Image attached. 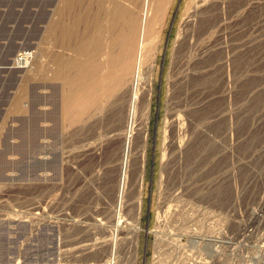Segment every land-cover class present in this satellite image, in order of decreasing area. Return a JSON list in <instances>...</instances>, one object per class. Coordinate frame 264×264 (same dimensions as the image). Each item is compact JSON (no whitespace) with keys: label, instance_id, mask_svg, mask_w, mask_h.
Returning a JSON list of instances; mask_svg holds the SVG:
<instances>
[{"label":"rangeland","instance_id":"obj_1","mask_svg":"<svg viewBox=\"0 0 264 264\" xmlns=\"http://www.w3.org/2000/svg\"><path fill=\"white\" fill-rule=\"evenodd\" d=\"M56 2L0 0V264H186L189 216L207 230L222 204L227 259L214 264H264V0H168L141 62L117 232L134 75L80 119L73 23L88 0L72 3L59 53L46 32ZM196 246L197 264L207 248L214 258Z\"/></svg>","mask_w":264,"mask_h":264},{"label":"bare ground","instance_id":"obj_2","mask_svg":"<svg viewBox=\"0 0 264 264\" xmlns=\"http://www.w3.org/2000/svg\"><path fill=\"white\" fill-rule=\"evenodd\" d=\"M83 1L84 0H57L54 5L52 4L53 9L50 11L48 17V31L46 32L49 44L53 49L55 47L56 52L58 51L57 49H62V47L65 48L66 46V36L69 35L68 19L73 15H70L72 3L74 2L75 5L77 4V6L74 5V7H77L76 10H78L79 7L80 10L82 6H79V3L82 5ZM125 1L128 3L130 2L132 5H124L122 0H88V3L86 2L87 10H84V12L86 11L85 14L80 16L81 14L79 12L80 15H77L78 18H76L78 19L77 22L73 23V29H75V31H78V28L82 27V30L78 33V54L81 57V63L77 67L78 76L76 80L77 88L74 94L75 97L71 100V103L75 100L78 102L79 112L77 116L80 117V119L84 118L83 121L85 122V116L93 106H101L104 101V96L107 93L115 94L117 89H122L125 85V81L128 82L126 76L129 72L130 74L133 72L132 75H134V77L131 76L129 80V110L127 112L126 121L127 135L122 157L120 159L121 175L119 178L118 192H120L121 195L119 194V202H123V191L128 181L127 173L129 171L128 166L131 158V138L136 105L141 101L143 102L146 95L141 92L142 97L139 98V82L141 79H139V76L142 69L141 64L143 63L144 65V62H142V60L144 61L143 55L147 50L148 38L152 33L153 26L158 20H161L166 6L168 5V0H143L142 4L140 3L142 7L139 6V8H141V10L139 9V15H137L139 11L135 15L133 5L137 8L140 0ZM185 24H190V21L187 20ZM53 49L50 51H54ZM33 57L34 59L36 58V60H40L43 58V54L37 53V51L35 54H24L18 58L17 64H22L23 60L28 64L29 59L31 58L32 60ZM57 63L58 65L53 72L56 79H60L62 67L58 57ZM34 70L36 69H33V72ZM31 71L32 69L27 72L30 73ZM71 103L66 102V106H71ZM143 104L142 106L144 109ZM145 104H147L146 106L149 105L147 101ZM143 139L146 143V137ZM86 140L84 143L81 141L83 144L82 153H85L88 146H90L86 143ZM137 210L139 211L140 209ZM134 213L135 212H133V214ZM117 222L114 227H112L115 232L119 229V227L116 226L118 224ZM125 229L126 227H121L119 230ZM104 263L106 264L107 262L105 261Z\"/></svg>","mask_w":264,"mask_h":264},{"label":"built area","instance_id":"obj_3","mask_svg":"<svg viewBox=\"0 0 264 264\" xmlns=\"http://www.w3.org/2000/svg\"><path fill=\"white\" fill-rule=\"evenodd\" d=\"M127 188V186H126ZM126 188L123 191V194L126 193ZM122 190V189H121ZM121 195V193L119 192ZM124 198V196H123ZM122 202L118 203L117 207V219L118 226L121 227L122 224H125V219L123 218V214L118 213L121 210ZM218 212L214 215L215 224L213 227L200 228L192 215L189 216L186 226H184V232L182 233L183 238L186 241V248L189 251L190 255L188 256V262L186 264H195L196 263V254L198 246L196 243H207L212 245L215 248L214 258L211 260L210 255L207 252L212 253L208 248L207 252H204V255H198L201 258V262L199 264H214L216 262V258H219V261H224L227 259V244H228V229H227V214L225 210V206L222 204V207H219ZM123 219V220H122ZM160 219V218H159ZM161 224V223H160ZM162 225V224H161ZM136 233V231H135ZM137 234V233H136ZM213 254V253H212ZM115 257V256H114ZM118 257L116 261H111V264L118 263ZM197 264V263H196Z\"/></svg>","mask_w":264,"mask_h":264}]
</instances>
